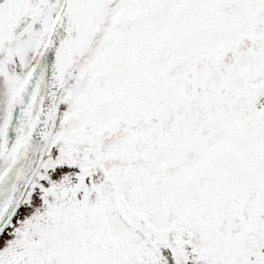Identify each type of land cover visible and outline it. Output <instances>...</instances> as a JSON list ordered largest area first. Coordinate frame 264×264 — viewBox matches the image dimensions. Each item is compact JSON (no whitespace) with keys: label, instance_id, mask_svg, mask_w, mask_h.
<instances>
[{"label":"snow or ice","instance_id":"1","mask_svg":"<svg viewBox=\"0 0 264 264\" xmlns=\"http://www.w3.org/2000/svg\"><path fill=\"white\" fill-rule=\"evenodd\" d=\"M0 264H264V0H0Z\"/></svg>","mask_w":264,"mask_h":264}]
</instances>
